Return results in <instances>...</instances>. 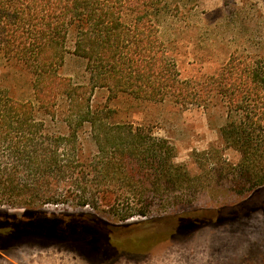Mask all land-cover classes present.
Segmentation results:
<instances>
[{
	"label": "trees",
	"instance_id": "trees-1",
	"mask_svg": "<svg viewBox=\"0 0 264 264\" xmlns=\"http://www.w3.org/2000/svg\"><path fill=\"white\" fill-rule=\"evenodd\" d=\"M165 8L164 0H0V251L34 239L108 257L106 247L121 242L103 218L127 227L155 209L185 212L220 180L236 196L264 191V57L235 52L215 74L183 79L162 39ZM68 57L83 63L82 77L64 73ZM6 67L27 79L28 99L5 85ZM99 90L203 111L221 101L219 135L239 161L211 150L196 162L219 175H191L167 139L95 102Z\"/></svg>",
	"mask_w": 264,
	"mask_h": 264
},
{
	"label": "rangeland",
	"instance_id": "rangeland-1",
	"mask_svg": "<svg viewBox=\"0 0 264 264\" xmlns=\"http://www.w3.org/2000/svg\"><path fill=\"white\" fill-rule=\"evenodd\" d=\"M164 1L162 39L183 79L201 81L215 74L235 52L264 57L262 0ZM2 71L14 97L31 96L20 71L11 67ZM64 73L82 77L83 63L68 57ZM94 100L116 110L117 121L144 126L156 137L167 139L175 147L176 162L191 175H219L221 170L213 171L215 164L201 171L196 162L199 154L211 150L228 165L239 161V155L226 149L219 135L226 122V107L221 101L203 111L123 95L109 100V94L102 90L96 92ZM213 184V189L194 197L185 212L174 213L170 207L167 211L155 209L147 219L135 216L127 227L126 222L103 218L111 223L113 239L122 243L118 249L106 247L108 257H98L84 246L31 239L0 251V264H264V191L240 197L223 180ZM44 209L92 213L88 208ZM130 237L135 242L125 246Z\"/></svg>",
	"mask_w": 264,
	"mask_h": 264
}]
</instances>
